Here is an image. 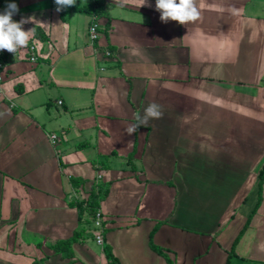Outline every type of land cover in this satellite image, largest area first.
<instances>
[{
  "label": "crops",
  "instance_id": "0c3cea01",
  "mask_svg": "<svg viewBox=\"0 0 264 264\" xmlns=\"http://www.w3.org/2000/svg\"><path fill=\"white\" fill-rule=\"evenodd\" d=\"M104 1L14 0L32 33L0 51V264H264V0H196L185 25ZM152 102L162 118L128 135ZM92 187L101 245L78 216Z\"/></svg>",
  "mask_w": 264,
  "mask_h": 264
},
{
  "label": "clouds",
  "instance_id": "9594fccd",
  "mask_svg": "<svg viewBox=\"0 0 264 264\" xmlns=\"http://www.w3.org/2000/svg\"><path fill=\"white\" fill-rule=\"evenodd\" d=\"M54 2L57 12L75 5V0H54ZM146 5L147 0H143L141 6ZM155 10L160 13V20L164 23L171 20L185 25L195 22L200 18V11L196 5V0H155ZM18 12V5L13 0L0 13V51L6 50L14 55L17 51L27 48L32 33V29L28 31L23 30V25L32 21L31 17L21 18L18 22L12 19ZM132 54L135 55L137 53L133 51ZM162 116L161 106L152 102L144 109L143 115L136 117L138 122L126 125L124 131L128 135H132L137 129L146 126L150 119H160Z\"/></svg>",
  "mask_w": 264,
  "mask_h": 264
},
{
  "label": "trees",
  "instance_id": "16d2710c",
  "mask_svg": "<svg viewBox=\"0 0 264 264\" xmlns=\"http://www.w3.org/2000/svg\"><path fill=\"white\" fill-rule=\"evenodd\" d=\"M90 8L93 11V14L97 17L104 16L106 14V3L104 0H94L93 4H90L88 6H81L80 9ZM76 9V5L72 7H68L64 10L71 11ZM264 183V166L261 168V170L258 172L257 180H256V193L258 195V200L255 203L253 213L258 209L259 207V194L262 191V186ZM73 187H76V183H72ZM106 189H102V187L94 188L92 187L91 190L88 191V195L85 199L80 201V204L78 205V216L81 217L83 212L86 211L89 213L90 217L94 218L96 209L99 206V202L102 200V198L105 196ZM157 230V226L153 229L152 233ZM80 232L75 231L73 236L61 243H58L59 245L67 246L66 248H69L70 245H72L74 242L78 239V234ZM151 233V234H152ZM150 248L156 252L159 255H164L162 250L158 247H155L151 242L149 243Z\"/></svg>",
  "mask_w": 264,
  "mask_h": 264
},
{
  "label": "built area",
  "instance_id": "2783aa9c",
  "mask_svg": "<svg viewBox=\"0 0 264 264\" xmlns=\"http://www.w3.org/2000/svg\"><path fill=\"white\" fill-rule=\"evenodd\" d=\"M97 28H98V24L97 23H93V24H91V26H90V28L88 30L90 38H91L92 41L98 39L99 35L97 33ZM28 51H30V54H31L30 61L32 63H34L35 60H36V57L34 55V52L36 51L35 46H33V45L29 46ZM104 56L108 57L109 53L105 52ZM3 82H4L3 64H2V62L0 60V95L2 93V88L1 87H2ZM58 104L60 105L61 102H58ZM50 139H51V142L54 144L55 141H56L55 135H51ZM92 222H93L94 228L98 231L97 234L95 235V241H96L97 244L101 245L103 243V240H102V235H101V233H99V231L102 228V217H101L100 211L97 210V209H96L95 216H94Z\"/></svg>",
  "mask_w": 264,
  "mask_h": 264
},
{
  "label": "rangeland",
  "instance_id": "374dc122",
  "mask_svg": "<svg viewBox=\"0 0 264 264\" xmlns=\"http://www.w3.org/2000/svg\"><path fill=\"white\" fill-rule=\"evenodd\" d=\"M90 28V27H89ZM206 174V172H203ZM207 175V174H206ZM213 175L214 177H219L220 179H224L225 178V174L224 173H221L219 170L216 171V169H214V172H213Z\"/></svg>",
  "mask_w": 264,
  "mask_h": 264
}]
</instances>
